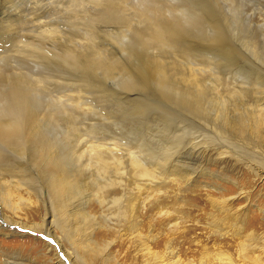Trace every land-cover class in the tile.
I'll return each mask as SVG.
<instances>
[{"label": "rangeland", "instance_id": "374dc122", "mask_svg": "<svg viewBox=\"0 0 264 264\" xmlns=\"http://www.w3.org/2000/svg\"><path fill=\"white\" fill-rule=\"evenodd\" d=\"M68 1L0 0V83L7 82L5 91L9 93L8 88L16 80H43L49 91L33 99L25 97L20 110L38 112V124L55 141V151L59 145L73 150L74 165L69 154L66 161H60L64 175L75 166L76 159L79 163V157L83 163H87L86 159L97 161V151L92 152L90 147L104 143L106 175L115 179L117 169H124L123 173L118 170L120 184H108L100 193L104 205L95 197H86L92 199L87 210L97 216L89 224L97 227L93 237L106 245L104 258L90 255V264H161L160 259L166 264H264V170L250 171L243 149H235L239 161L235 154L221 157L211 149L216 147L217 138L214 141L208 137L215 132L213 121L217 120L218 105L211 104H217L218 97L228 101L225 109L233 121V106H238L239 98H230L236 96L237 89L244 88L245 94L238 95L244 100H251L253 94H264V0H156L171 8L172 13L176 6L189 8L176 47L146 53L148 58L165 61L168 78L179 87L152 80L134 83L124 74L106 72L107 66L87 70L60 64L58 55L64 49L74 48L88 56L102 50L106 64L119 62L136 69L139 76L149 72L135 45L134 31L141 28L137 20L126 26L110 11L105 19L98 17L100 9L108 11L112 0H102L100 4L78 0L77 6H69ZM127 3L133 9L143 4L141 0ZM209 18L217 22V27L208 22ZM41 21L45 29L56 28L57 32H42L38 26ZM90 34L92 38L86 39ZM187 49L190 53L183 54ZM192 69L198 73L201 90L186 91L179 84L182 75ZM54 111L58 112L61 127H53L54 119L48 117ZM212 113H216L215 117ZM64 130L77 134L72 137L73 144V140L69 143L66 139ZM230 136L235 141L233 134ZM203 142L212 144L206 154ZM27 154L21 159L16 150L4 147L0 160L15 156L28 162L35 155L31 150ZM138 158L156 170V187L146 200L139 225L129 228V214L118 215L128 204L132 209L138 202L135 192L141 178H136L130 166ZM33 167L26 166L25 173L35 176L32 185L38 188L35 191L42 201L23 215L29 227L41 222L49 210L60 217L59 210L50 205L55 201L47 186L51 169ZM90 190L88 193H94ZM79 200L78 197L73 205L65 206L71 217L73 212L80 215L79 208H85ZM0 209L5 215H13L1 202ZM4 214H0V264H56L59 260L70 264L66 262V251H72L68 238L74 221L70 217L63 226L50 224L52 220L47 215V223L35 230L4 224ZM56 242L63 248H57Z\"/></svg>", "mask_w": 264, "mask_h": 264}, {"label": "bare ground", "instance_id": "6f19581e", "mask_svg": "<svg viewBox=\"0 0 264 264\" xmlns=\"http://www.w3.org/2000/svg\"><path fill=\"white\" fill-rule=\"evenodd\" d=\"M86 1L90 2V0H86ZM97 1L98 0H95L97 4L98 3L100 4L102 2V0L100 2ZM112 1L113 3H111L109 7H107L108 11H106L105 7L99 10L98 17H103V19H105L110 11L112 15H117L118 18H121L120 19L121 22L124 23L126 26L132 24V20H137L138 24H141V28H139V30L137 31H134L135 45L138 46V48L141 50V54H140L141 60L144 65L146 63L149 66V72L144 73L143 76H139L138 71L136 69L134 70L130 66L124 64L122 65L121 63L116 61H108V64H106V57L105 55L102 57L101 49H100L101 51L98 52V54L101 52L100 55L93 54V56H88L84 53H78L74 48L64 49L62 53L58 55L60 58L59 59L60 64L62 65L65 64L70 68H75V66H80L81 69L87 68V70L93 69L92 67H96L97 69H106L107 66L106 72H112V74H124L129 78H131V80H133L134 83L145 84L146 82L152 80L153 82L155 81L164 86L166 84H169L171 86L179 87V85H177L176 83L172 84L170 79L168 78L169 71H167V67L165 66V61L161 58H156V59L148 58L146 53L156 49L161 50V49L170 48L173 50V48L176 47V45L178 44L177 38L182 27V20L184 15L188 12L187 10L189 8L185 6L184 7L176 6L174 7L173 10L174 13H172L171 8H167V6H165L164 4L157 3L156 0L155 1L141 0L144 6L141 3L142 7L140 8L138 7L135 9H133V7L128 6L127 0H112ZM218 1L219 3L221 1L228 3L230 0H216V2ZM77 3L78 0L68 1L69 6H77ZM177 10H180V12L178 13ZM229 15L231 16V14ZM135 16L137 17V19L135 18ZM91 19L93 18L90 17V20ZM208 22H210L212 25H215L217 27V22L213 18H209ZM231 22H233V20ZM201 24L204 25V22H202ZM38 26L40 27L41 30L43 28L42 32H47L49 34H53L57 32L56 28L45 29L44 22L42 21L41 24H38ZM92 35L93 34L88 35L86 39L92 38ZM176 39H177V43L173 44L174 40ZM181 43L182 42H180V44ZM144 50H147V52H145ZM184 53L189 54L190 49L184 50L183 54ZM197 76H198L197 71L195 69H192L191 71L188 72V74L182 75V77L179 79L180 86L181 87L185 86L186 91L187 89L190 88L191 90H193V88L195 90H201V88H203L201 85L202 83L197 78ZM24 80H16L15 81L16 83L12 85L10 88H8L9 93L5 91V88L8 87L7 82L4 81L0 83V90L4 91V93L0 92V155H4V147H11L14 150H16L17 156H20L21 159L24 158L26 155H28L27 153L29 152V150H31L32 153L35 154L34 156L29 157L28 162L19 161L15 156H4L0 160V202L7 209L11 210L13 213V215L11 216L7 214L5 215L3 213L4 209H0V214H4L5 216L3 219L4 224H11V223H14L16 225L20 224L21 228L24 229L34 228L35 230H37L35 227L37 226L40 227L45 223H47V215H49L52 220L50 224L58 223L63 226H67L65 222H68L67 220L70 217L69 219L74 221L72 227H70L71 228L69 232L70 236L68 238V240L70 241V249H72V251L71 252L66 251L67 253L66 262L68 261V263L70 264H79L78 263L79 261L81 262V264H90L91 262L90 255L103 259L106 252V245L104 246L100 245L97 242V240L93 237V235H95L94 231L96 230L97 227L95 226L93 227V224L92 225L89 224L93 221H96L97 216L94 213L88 211L87 206L89 205L90 200L92 201L91 199L92 197H95L99 204L104 205L105 201L103 198H100V193H102L103 189L107 187L108 184H110L111 186L113 184L119 185L120 182L117 181V179L121 178V173H123L124 169H122V171H120L119 168L117 169V175L115 173V179H112L111 178L112 176L108 177V175H106V155L103 154L104 152L106 153V143H104L90 147V150L92 152L97 151L95 157L97 161L93 162L94 160L92 161V159H86L85 161H87V163H83L81 161L82 157H79L78 159L79 163L77 162L76 159L75 166L73 168H70L68 175L67 174L64 175L60 161L63 160L66 161L67 157L65 158V156L69 154L71 158L68 159L74 165L75 161L73 160L74 158L72 152L73 150L70 151L69 149H65L64 145L62 144L63 146L59 145L60 147H57V150L55 151L53 148L55 145L54 144L55 141H53L48 136V133L44 131L45 129H43L40 126V124H38L41 120V118L38 117L39 116L37 114L38 112L35 111L34 113L33 111H31L29 113H23L20 110L22 102L25 97L26 98L31 97L33 99L34 97H38L40 94H44L46 93V91L49 90H46L48 88L43 86L42 84L43 80L39 78L32 80L28 79L29 81L27 80V82ZM237 91L238 93H236V96L230 98L234 101H237V98H239L238 104L236 102L238 106H233V108L235 109V110L233 109L234 110L233 121L229 119L230 111L225 109V106H227L225 103L226 102L228 103V101L225 102L220 97H218L217 104L214 102L213 104H211V105L215 104L216 106L218 105V113L217 111H216L217 114L212 113L214 114V117L216 114L217 120L215 121L216 123L213 121V124L215 126V132L211 130L212 135H209L208 137H210L214 141H215L214 138H217L218 142L214 144L216 147L213 145L215 148H211L212 144L208 145L203 142L202 146H203L204 154L207 153L208 148H211L215 151L216 154L220 155L221 157L224 156L235 157L236 155L235 159L236 161H239L238 157L240 155L236 154L235 149L237 148L241 150L243 149L242 152H245L244 154L247 157V160L246 159L244 160L247 168L250 171H255L256 169L264 170V94H253L250 96L251 100H247L248 99L247 98L245 99L247 101H245L244 98L242 99V97H238V95L245 94L244 88H241L240 90L237 89ZM234 92H236V90H234ZM210 100L212 99H209L208 101ZM48 117L49 119H54L53 127L58 128L61 125V123H59L60 119L57 118L59 117L58 112L56 111H54L53 113L50 112L48 113ZM67 127L70 129L71 125L70 126L67 125ZM223 129H225L226 131L228 130V133L226 135H225L226 131ZM64 133L69 143H71L73 138L74 137L76 138L77 136V134L74 135L71 130L69 131L64 130ZM228 134L230 135L233 134L234 136L233 138L235 139V141H233L232 137ZM45 135L48 136L49 138H47ZM51 135L53 136V134ZM73 142L74 140L72 141V144ZM26 166H29L30 168L33 166H35L36 168H39L40 166H44L48 169H51V171L48 173L47 186L50 195L54 198L55 201L53 204L50 205H52L53 209L59 210L60 217H57L58 214H54L50 210L46 212L48 208V206H46V211H45L46 213L45 216H43L41 222L34 223L29 227L27 223L23 221V215H26L29 209H34L38 207L40 200L42 201L41 195L39 194L38 196V194L35 191L37 187L32 185L35 176L29 173H25ZM130 166L131 168L134 169L135 172L133 173L136 176V178L137 179L141 178L139 179L140 182L138 183V185H136V192H135V195L138 197V202L137 204H133V208H135L134 210L133 208L129 209V204L127 206L124 205L125 207L123 209L121 208L123 205H121L120 208L122 210L119 212V215L118 214L117 215L118 217L120 216L123 217L126 216L128 213L130 220L128 221V223H126V225L128 224L129 228H136L139 225L138 220L141 217V212H144L146 210L147 198L150 195L152 196L155 192L156 181L154 180V177L156 170L147 167L141 160H139V158L134 159L131 162ZM75 167L77 170H75ZM94 170H96V172ZM118 170L121 173H119ZM263 172L264 171H262V173ZM92 173L96 174L97 178L94 177ZM173 174L177 175L178 173L173 172ZM89 188L92 189V191L90 190V192H94V193H88ZM78 197L80 198L79 201H81V203L85 205V208L82 209L79 208V210L77 211L80 212L79 213L80 215H78L77 212H76L77 214L73 212L71 217L69 212L65 209V206H67V204L73 205V203ZM86 197H91V198H86ZM56 204L59 207V209L57 208ZM119 209H117V212ZM59 227L63 229V227L61 226ZM56 243H57L56 245L57 248H63L62 245H60L58 242ZM170 253L175 254V251L170 250ZM160 261L162 262L161 264H166L163 263V259H160ZM179 262L180 260L177 259V263ZM227 263L221 262L220 264H227ZM56 264H66V263H64V261L62 260H59L58 262H56ZM201 264H205V263L201 262Z\"/></svg>", "mask_w": 264, "mask_h": 264}]
</instances>
